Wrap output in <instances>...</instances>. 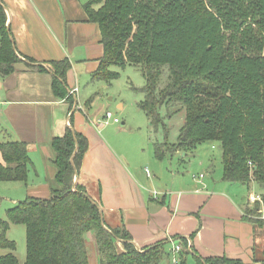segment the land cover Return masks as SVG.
Instances as JSON below:
<instances>
[{"label":"trees","instance_id":"trees-1","mask_svg":"<svg viewBox=\"0 0 264 264\" xmlns=\"http://www.w3.org/2000/svg\"><path fill=\"white\" fill-rule=\"evenodd\" d=\"M84 8L100 29L103 47L91 81L112 82L120 75L118 68L127 65L140 70L144 83L131 89L142 94L136 106L148 119L157 159L176 152L188 156L204 142L218 143L222 180L247 190L252 183L264 186V0H88ZM19 59L0 2L1 77L12 73ZM25 60L31 69L46 70ZM48 64L54 96L70 99L69 61ZM180 116L176 138L170 141L168 124ZM49 146L57 186L49 198L28 196L5 210L0 248L9 252L0 255V264L17 263L15 242L6 233L11 223L25 226V264H91L88 232L98 264H159L171 256L184 264L189 251L183 237L177 238L182 249L176 253L167 250L166 241L140 251L128 232L103 224L97 204L74 183L88 148L84 135L68 126ZM0 157V181H27L25 142H0ZM258 208L254 205L246 217L263 223L255 217ZM196 261L240 264L224 256Z\"/></svg>","mask_w":264,"mask_h":264},{"label":"crops","instance_id":"crops-1","mask_svg":"<svg viewBox=\"0 0 264 264\" xmlns=\"http://www.w3.org/2000/svg\"><path fill=\"white\" fill-rule=\"evenodd\" d=\"M86 1L0 0L20 58L12 73L0 75V142L27 144L30 166L25 197L49 198L51 187L57 186L49 142L70 126L88 140L74 183L82 185L97 204L108 229L119 227L128 232L137 249L166 241L170 250L174 244L181 245L177 238L183 237L189 251L184 261L191 259L192 264L210 256L261 264L264 222L248 219L246 212L258 204L255 217L264 220L259 212L264 211V202H249L250 192L243 185L224 181L221 172H214L212 155L208 158L210 146L200 149L199 145L184 171L174 170L175 163H185L188 156L183 152L157 159L153 147L147 145L139 160L128 157L130 148L120 137L127 133L126 127H113L124 117L121 123L131 124L125 104H117L123 116L116 110L112 113V103L98 94L102 82L91 81L103 47L100 29L84 8ZM65 57L70 61L66 87L71 100L54 96L48 64ZM26 58L46 70L31 69ZM72 88H77L76 94L68 95ZM105 111H112L119 122L102 123ZM133 138L139 144L151 142L147 129L142 133L141 127ZM86 239L94 242L89 232ZM94 254L93 264H98L96 250Z\"/></svg>","mask_w":264,"mask_h":264},{"label":"rangeland","instance_id":"rangeland-1","mask_svg":"<svg viewBox=\"0 0 264 264\" xmlns=\"http://www.w3.org/2000/svg\"><path fill=\"white\" fill-rule=\"evenodd\" d=\"M69 61L68 58L65 57ZM70 63V61H69ZM120 75L118 78L112 80L111 84L108 85V83L104 82H95V83H101V89L99 97L106 102H111L112 103V110L117 114H120V117L123 116V113H120L117 109V104L120 101H123L125 104V114L127 115L129 121L131 124H129L126 120L125 125L122 124V120L125 119L122 118L121 120L119 117H117L120 122L118 124H115L113 127L120 128L125 126L126 127V134L120 135L121 143L125 146L128 143V146L130 148L129 153V158L132 160H139L140 154L142 153V150L144 149V152L146 153V148L147 145H150L152 147V143L150 142L149 144L143 143L139 144L135 142L133 139L134 134L138 131L139 127H141V132H145L146 129L149 133V123L146 115L137 108L135 105L136 101L142 98V94L140 92H133L132 91V86H141L144 83V78L141 75L140 70L133 65H127L124 69H119ZM72 92V93H70ZM77 92V88H72L69 90L68 95H74ZM112 97V99L109 100V98ZM71 98V96L69 97ZM110 121V120H109ZM182 122V117H176L172 122H170L168 125L171 126L170 132H169V140L174 141L177 135V130ZM108 125V124H106ZM129 125H132L133 129ZM214 144L217 148L211 147V145ZM205 148V146H210V155L208 156L211 157L212 155V168L215 170L214 172H221L222 173V165H221V159L219 158L221 156V148L218 143H211V142H204L199 148L201 147ZM50 147V146H49ZM218 151V152H217ZM193 155H196V153L188 154V157L186 158L185 163H180V164H174L175 169L174 170H180L184 171L183 168L187 167V163L189 162L190 159L193 158ZM185 156V155H184ZM126 162H127V156H126ZM210 162H207V168L209 166ZM76 179V178H75ZM26 182L23 181H0V218L4 219L5 218V210L12 206L13 200L20 199L22 200L25 197L26 193ZM244 191L243 193H245ZM255 193V194H260V196L264 197V186H258L254 183L251 184L250 189L247 190L248 193ZM21 196V197H20ZM7 237L11 240H14L15 242V250L13 251L17 263L16 264H25V252H26V242H25V226L23 224H9V228L7 229ZM91 234V233H90ZM92 235V234H91ZM90 236V235H89ZM93 237V235H92ZM94 239V237H93ZM118 246L121 248L120 242H118ZM167 250L169 246L167 245ZM143 249V248H142ZM142 249H139L140 251ZM87 250L88 254L90 257V263L93 264L95 261V241L91 243H87ZM173 253L172 248L168 250ZM9 252L8 249L5 248H0V255L1 254H6ZM180 261V260H179ZM169 260L168 259H163L159 264H168ZM172 263V262H171ZM179 264V262H178ZM184 264H192V260L189 259L188 262H184Z\"/></svg>","mask_w":264,"mask_h":264},{"label":"built area","instance_id":"built-area-1","mask_svg":"<svg viewBox=\"0 0 264 264\" xmlns=\"http://www.w3.org/2000/svg\"><path fill=\"white\" fill-rule=\"evenodd\" d=\"M72 93V92H70ZM113 120L114 123H118L119 119L117 117H113L112 113L110 111H105L102 116H101V122L107 124L109 122V120ZM203 174H200V177H202ZM248 201L249 202H263L262 197L259 194H255V193H250L248 194ZM262 212V218L264 219V211H259ZM172 251L173 253H176L178 251H180L182 249V247L179 244H174L172 247ZM171 264H178L179 262V258L173 256L172 260H171Z\"/></svg>","mask_w":264,"mask_h":264},{"label":"clouds","instance_id":"clouds-1","mask_svg":"<svg viewBox=\"0 0 264 264\" xmlns=\"http://www.w3.org/2000/svg\"><path fill=\"white\" fill-rule=\"evenodd\" d=\"M113 116V115H112Z\"/></svg>","mask_w":264,"mask_h":264}]
</instances>
